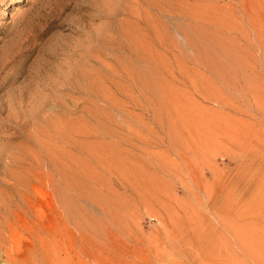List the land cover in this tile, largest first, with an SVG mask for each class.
Segmentation results:
<instances>
[{"label":"rangeland","instance_id":"obj_1","mask_svg":"<svg viewBox=\"0 0 264 264\" xmlns=\"http://www.w3.org/2000/svg\"><path fill=\"white\" fill-rule=\"evenodd\" d=\"M150 1L0 0V264H190L192 217L264 214V0L158 1L187 57Z\"/></svg>","mask_w":264,"mask_h":264},{"label":"bare ground","instance_id":"obj_2","mask_svg":"<svg viewBox=\"0 0 264 264\" xmlns=\"http://www.w3.org/2000/svg\"><path fill=\"white\" fill-rule=\"evenodd\" d=\"M148 1H150V0H148ZM152 1H154V0H152ZM152 1H150V4L152 3ZM158 1H160V0H157L155 7H157V10L159 11L160 15L163 16L164 18H169L171 21L174 22V24L176 23L175 24V30L179 36H182V38H179V39H182V40L184 39V42H182V41L178 42L174 39L175 37L174 38H172L173 36L171 37L170 31L166 32L165 29L163 28L162 33H160L159 30H157L156 32H159V33H157L158 35H157L156 39L158 40L157 44L159 45L160 49L163 52L168 53V54L175 56V57L179 56L181 54H183V57H184V55H186V57H187L188 53H191L193 55V54H196V51L200 53V51H199L200 49L198 50L197 49L198 47L196 45V40L199 38L196 39V34H195L199 30L195 31L194 27L196 25H194V23H192L194 21V18H196V17H194L195 13L188 10V13H189L191 20L188 21L189 24H185L184 21H183L184 23L182 22V19L188 18V14H187V12H185V9L187 11L186 7L183 10H179V9L177 10V8L175 9V8H172L171 6H169V4L166 3L167 1H165L164 3H163V1L162 2H158ZM7 5H9V4H6V6ZM181 5H184V2ZM189 7L191 8V7H193V5L189 6ZM190 8H188V9H190ZM248 16H249V14H248ZM250 16L251 17H249V19H253V15L250 14ZM192 25H194V26H192ZM251 25L253 26L252 23H251ZM151 27H153V26H151ZM195 29H196V27H195ZM254 29H256V28H254ZM153 30H155V28ZM258 36H259L258 41L260 43V46L264 49V33L262 30L259 31ZM185 42H187V44H186V46H185V44L183 46L182 44ZM144 52L146 53V50ZM144 52H143V54H144ZM185 52L187 54H185ZM199 53H197V54L199 55ZM192 55H190V56H192ZM194 56H196V55H194ZM144 58H142V59H144ZM151 59H154V58L150 57V60ZM181 59H183V58H181ZM186 60L188 62L189 59H186ZM191 60L193 62V59H191ZM144 61H145V59H144ZM146 62H149V61H146ZM179 62L181 64V62H185V61L182 60ZM188 63H190V65H191V62H188ZM151 65H153V64H151ZM151 68L153 69V66ZM177 68H178V66H177ZM85 77H86V75H85ZM87 79L88 78L86 77V80ZM89 80L90 79H88V82H89ZM89 83H91V82H89ZM88 86H89V84H88ZM60 87H61V89H59V90H61L62 92H65L67 95V92L69 91V80L65 79L64 83L61 84ZM58 93L60 94V92H58ZM56 96H58V95H56ZM105 96L106 95H104V98H105ZM53 98H55V97H53ZM64 99H68V98H64ZM53 101H55V100H53ZM58 103H60V102H58ZM63 105H67V104H63ZM148 112H149V110H148ZM64 116H66V115H64ZM42 148H45V147H42ZM54 157L57 158L56 156H54ZM57 163H56V159H51L48 163L49 169H47V174L49 177L47 179H48L49 183L52 185L55 184L54 183V181H55L54 177L55 176L53 175L54 173H52V171L57 170L59 176L62 175V171L59 170V167H58L59 165L57 166ZM21 187L23 188V185ZM21 187L19 186L16 188V190H14V191H16L15 192L16 197L19 200V203L17 205H15V208L17 207L16 210H19V211L20 210L22 211V203H24L22 200H25L27 197V195H26L27 192L25 190L24 191L26 193H24V191L22 192ZM13 209L11 208V203L8 204V202H7V205H6L7 211L6 212L7 213L9 212V214H11V216H13V214L15 213V212H13V211H15ZM215 220H217L219 222V224L221 225V227L224 231V234L226 232V233L230 234V237L226 236L227 234L224 235V234L219 233V232L215 233V231H214L215 234L211 235V234L207 233L208 235L206 236V234L204 233L205 229H204V231H202V229H200V225L204 224L205 221H210V220H204L202 218H198V216L192 217L190 220V224L187 226L186 231L182 234V237H181V244L185 248L184 249V256H185V259L188 263H190V264H264V214H257V215H252V216L251 215H249V216L248 215H240V213H239V215L226 214V215H219L218 217L216 216ZM6 223H8V221H6V220L1 222V227L3 228V230L0 231V250L3 248V246L5 244V240H6L4 233H3V231L5 230V224ZM15 225L16 224H13V222L10 221L11 229L16 228Z\"/></svg>","mask_w":264,"mask_h":264}]
</instances>
